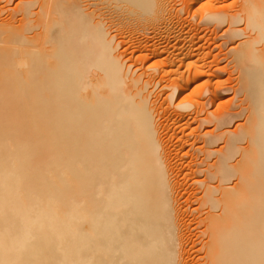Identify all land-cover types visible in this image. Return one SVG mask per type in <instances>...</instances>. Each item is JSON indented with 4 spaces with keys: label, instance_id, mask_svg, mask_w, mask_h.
Here are the masks:
<instances>
[{
    "label": "bare ground",
    "instance_id": "obj_1",
    "mask_svg": "<svg viewBox=\"0 0 264 264\" xmlns=\"http://www.w3.org/2000/svg\"><path fill=\"white\" fill-rule=\"evenodd\" d=\"M14 1L0 0V264H264V0ZM221 28L224 58L201 44ZM183 197L199 202L198 260Z\"/></svg>",
    "mask_w": 264,
    "mask_h": 264
},
{
    "label": "rangeland",
    "instance_id": "obj_2",
    "mask_svg": "<svg viewBox=\"0 0 264 264\" xmlns=\"http://www.w3.org/2000/svg\"><path fill=\"white\" fill-rule=\"evenodd\" d=\"M19 0H15L14 2H12L11 4H8V7L9 8H14L16 6V3L18 2ZM232 1V0H231ZM180 7V6H179ZM223 28L220 29L219 31V38L217 39H214V36H210V34H207L204 38V40L202 41V45L206 48L207 52H211L212 54H218V53H222V56L221 58H224V53L227 51L228 48H230L231 46V42L229 43H226L227 41V38L226 39H223L221 37V34L223 32ZM125 35H122V36H118L116 38V42L119 43V42H122L125 38L123 37ZM237 42L239 41V39L236 40ZM161 42H157V45H159ZM126 44H122L120 45L119 47V51H121L122 53L124 52L125 48H126ZM165 48L164 45H159V48H158V52H161L163 49ZM167 48H169L170 50L173 49V47L171 46H168ZM123 60H127V64L128 65H132V69L134 70L138 64L135 62V59H129V55L126 54V53H123ZM228 60L229 58H226V60H223L222 61V65H226L228 64ZM150 65H153L155 66V62H150L148 64V66ZM236 77H237V74L236 73H232V77H231V80L232 82L235 84L236 83ZM230 78V75L228 73V71H226L224 74H223V79H229ZM184 96H187V101H189L191 98H192V92H187L184 94ZM184 96H180V97H177L176 100H180V99H183ZM207 98V96H205V99ZM223 101L226 102L229 107H234L235 104L239 103L238 101V98L234 99V94L233 92H229L225 97H223ZM221 101H218L216 102V105L215 107H212V110H214L216 108V106L220 103ZM245 121V118L244 117H241L239 119H236L235 123H234V126H230L232 127V129H235V127L238 125V124H241V123H244ZM157 122L158 123H164V125L162 124L161 126V132H162V137H163V141L166 143L168 142L169 144V155L172 156L171 157V161H172V166L175 167V151L173 150V148H171V145L173 144H177L178 140L177 138H172V134H173V131L174 129L170 130V127L169 125H172V121L171 122H166L164 121L163 118H160L158 116L157 118ZM211 126L207 127L206 130L210 129ZM170 130V131H169ZM202 132H205V131H202ZM222 144V143H221ZM220 144V145H221ZM220 147V146H218ZM171 166V167H172ZM182 205L183 207L188 211L189 213V219L187 218L186 219V224L190 223L194 216H195V213L198 214L199 211H197L196 209L199 207V202L197 201H190L188 197H183L182 200ZM202 211V210H200ZM189 228L191 229L192 233L194 235H197L198 236V242H197V246H196V249L198 250L194 255V259L195 260H198V258H203L204 257V253H205V250L202 249L203 247V244L205 242V238L204 236L200 233L201 231L203 230L204 227H197L196 229V225H194L192 222L191 224L189 225ZM201 249V250H200Z\"/></svg>",
    "mask_w": 264,
    "mask_h": 264
}]
</instances>
